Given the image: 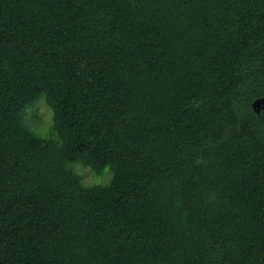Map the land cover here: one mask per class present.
I'll return each instance as SVG.
<instances>
[{
    "label": "trees",
    "instance_id": "16d2710c",
    "mask_svg": "<svg viewBox=\"0 0 264 264\" xmlns=\"http://www.w3.org/2000/svg\"><path fill=\"white\" fill-rule=\"evenodd\" d=\"M260 98L264 0H0V264H264Z\"/></svg>",
    "mask_w": 264,
    "mask_h": 264
},
{
    "label": "clouds",
    "instance_id": "9594fccd",
    "mask_svg": "<svg viewBox=\"0 0 264 264\" xmlns=\"http://www.w3.org/2000/svg\"><path fill=\"white\" fill-rule=\"evenodd\" d=\"M29 114L30 107L27 109ZM55 112H49L47 116L44 115V109L41 108L37 114L36 120L28 124V130L33 138L40 141L55 140L58 146H62L63 141L60 139L59 134L55 132ZM196 164L202 163L201 160H197ZM69 167H73V162H70ZM73 174L77 177H82L80 180V186L84 189L102 188L108 189L111 187V182L115 178V172L111 170L110 165H105L103 169L97 174L92 166L89 164L85 166L75 162Z\"/></svg>",
    "mask_w": 264,
    "mask_h": 264
},
{
    "label": "rangeland",
    "instance_id": "374dc122",
    "mask_svg": "<svg viewBox=\"0 0 264 264\" xmlns=\"http://www.w3.org/2000/svg\"><path fill=\"white\" fill-rule=\"evenodd\" d=\"M41 108L44 109L45 116H47L48 113L51 112V110H49V108H47L43 102H39L33 109L30 110L29 114H26V119L29 123L36 120L37 114L40 112ZM73 167H75V165H73Z\"/></svg>",
    "mask_w": 264,
    "mask_h": 264
},
{
    "label": "water",
    "instance_id": "95a60500",
    "mask_svg": "<svg viewBox=\"0 0 264 264\" xmlns=\"http://www.w3.org/2000/svg\"><path fill=\"white\" fill-rule=\"evenodd\" d=\"M252 107L253 109H257L255 110L256 113H259L260 108L264 109V98L255 100Z\"/></svg>",
    "mask_w": 264,
    "mask_h": 264
}]
</instances>
